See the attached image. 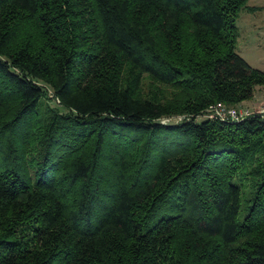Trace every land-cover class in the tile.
Masks as SVG:
<instances>
[{
  "label": "trees",
  "instance_id": "obj_1",
  "mask_svg": "<svg viewBox=\"0 0 264 264\" xmlns=\"http://www.w3.org/2000/svg\"><path fill=\"white\" fill-rule=\"evenodd\" d=\"M247 2L0 0V264H264Z\"/></svg>",
  "mask_w": 264,
  "mask_h": 264
},
{
  "label": "rangeland",
  "instance_id": "obj_2",
  "mask_svg": "<svg viewBox=\"0 0 264 264\" xmlns=\"http://www.w3.org/2000/svg\"><path fill=\"white\" fill-rule=\"evenodd\" d=\"M236 51L253 67L264 71V0H248L246 7L240 10L237 20ZM255 89L254 96L245 104L236 107L260 110L264 106V86ZM256 95V98H255ZM51 105L54 103L50 100ZM176 122L177 118L163 119Z\"/></svg>",
  "mask_w": 264,
  "mask_h": 264
},
{
  "label": "built area",
  "instance_id": "obj_3",
  "mask_svg": "<svg viewBox=\"0 0 264 264\" xmlns=\"http://www.w3.org/2000/svg\"><path fill=\"white\" fill-rule=\"evenodd\" d=\"M207 115L212 119H221V120H242L254 113H264V106L257 111H252L248 108L240 109L236 106H227L224 103H216L210 106L207 110ZM177 122H180L186 118L184 115H179L177 117ZM199 118V117H198ZM170 119V118H169ZM167 120V119H166Z\"/></svg>",
  "mask_w": 264,
  "mask_h": 264
},
{
  "label": "crops",
  "instance_id": "obj_4",
  "mask_svg": "<svg viewBox=\"0 0 264 264\" xmlns=\"http://www.w3.org/2000/svg\"><path fill=\"white\" fill-rule=\"evenodd\" d=\"M262 86H260V88H261ZM258 89V87H256V90ZM256 93V92H255ZM255 98H256V95H255ZM247 102H249L248 100H245V101H243L241 104H245V103H247Z\"/></svg>",
  "mask_w": 264,
  "mask_h": 264
}]
</instances>
